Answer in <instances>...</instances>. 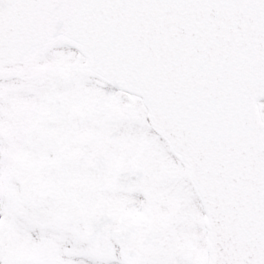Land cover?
Instances as JSON below:
<instances>
[{"label": "water", "instance_id": "1", "mask_svg": "<svg viewBox=\"0 0 264 264\" xmlns=\"http://www.w3.org/2000/svg\"><path fill=\"white\" fill-rule=\"evenodd\" d=\"M121 23L88 8L10 15L0 24V74L56 42L82 50L87 72L145 98L154 128L184 163L207 212L209 264H264V126L256 108L264 88L237 104L241 90L194 76L205 55L218 57L194 47L192 29L174 14L127 13Z\"/></svg>", "mask_w": 264, "mask_h": 264}, {"label": "rangeland", "instance_id": "2", "mask_svg": "<svg viewBox=\"0 0 264 264\" xmlns=\"http://www.w3.org/2000/svg\"><path fill=\"white\" fill-rule=\"evenodd\" d=\"M70 57L68 56V59ZM71 58L73 59L74 56L72 55ZM97 81L90 78L86 79L83 82L84 85L80 88L82 101L87 103L88 106L86 119H83L84 127H90L95 135V139L88 145L87 151L89 153L86 155V160L91 159V151L98 152L94 155L100 157L101 165L103 160L108 162L111 157V167H116V171L119 173H107L105 181L94 179L93 182L103 184L100 187L104 188V193L107 190L119 187L121 191L117 193L120 194L119 198L121 200L128 198V196H123V194H127L123 190L134 189L132 193L135 194L130 196V208L125 206L126 201L121 203V206L126 207L130 213L135 212L138 203L145 205L147 214H149L150 209V214H156L157 217L168 213L172 210L173 204L167 203L162 196L156 193L160 192L161 188L155 186L154 189L153 180L156 181L158 177L161 178L160 176L166 173L170 177L166 176L169 178H164L163 176V182L166 180L165 183L169 186L174 180V188L175 186L178 188L179 183H182L183 188L181 189L184 191V189H188L187 185L190 186L184 169L177 168L176 164H172L174 160L170 155L165 156L162 146L165 147L166 145L152 129L144 104L136 97H128L122 93L114 95L111 93L114 90L113 88L105 84L101 85ZM12 83L14 84V82H10V84ZM25 85L27 86L28 83H25ZM17 91L19 92L17 95L24 102L33 97L38 100L41 98V94L37 90L34 94L28 93L26 89H17ZM55 96L57 100L52 105H56L60 110L62 103L59 97ZM97 99L98 102L102 100L98 104L102 109L101 111L93 106L96 104ZM116 107H120L131 119L128 122L121 120L117 114H114ZM102 116H105V118H102ZM74 120L80 121L77 117ZM76 133L77 129H73L66 139L63 135V141L69 145L76 137ZM140 140L145 142L141 143ZM15 144L19 145L17 139L13 141L12 147H8L11 149L10 155L12 158L20 155V152L14 146ZM120 145H123L122 149H129V145L133 148L136 145H141L142 149L147 148V152L150 151V158L146 161L150 162L151 166L146 169V172L152 173L150 174L152 180L149 181L152 184L145 183L142 180L145 177L144 173H141L137 167L130 169L129 164H118L114 151ZM141 160L142 157H140ZM12 165L18 173H25L24 176L30 179L23 180L24 185L19 187L17 195H15V189H10L12 186L9 185V181H7L9 183L7 184L3 178V182L0 183L4 188H8L5 193L15 195L7 200V195H5L0 200V264H124L117 256L109 258L117 253L123 247V244L112 234L103 233L101 235L93 229L94 224H101L104 230L109 231H112L113 226L117 229L122 228V224L118 220L121 214L110 212L108 207L95 212L81 209L84 221L79 212L70 211L69 207L66 211L61 208L64 204L63 199L67 195L61 182V167H55L57 165L53 163H44L43 166L26 162L20 165ZM67 168L76 172L79 170L77 182L82 178L91 179L90 177H84L87 172L93 171L91 177L102 178L105 173L103 170L106 171L103 168L91 170L87 165L80 168L70 165ZM0 173L3 176L5 170L0 168ZM100 173L102 176L98 175ZM163 182H161L160 187L163 186ZM26 183H30V185ZM45 183L47 184L46 187L43 186ZM90 189H93L92 186H90ZM144 189L151 193V195H148L149 200L147 196L143 197L141 194ZM78 194L74 190L69 192L70 205L83 202V198L79 199ZM192 203L193 200L189 199V207ZM13 206H16L17 210H14ZM67 214H70L71 217L68 220L66 219ZM157 221H151L150 224L154 226ZM172 222H168L165 232V238L168 240L167 245H165L167 248L161 246L160 252L162 255L156 259L147 260L145 264H207V250L204 247L205 229L200 212L189 216L184 214L182 218L178 216ZM70 241L72 244H70ZM91 241H94V244ZM68 247L74 251L72 256L66 253ZM85 251L88 252L87 257H83ZM154 256L155 253L152 254V258Z\"/></svg>", "mask_w": 264, "mask_h": 264}, {"label": "snow or ice", "instance_id": "3", "mask_svg": "<svg viewBox=\"0 0 264 264\" xmlns=\"http://www.w3.org/2000/svg\"><path fill=\"white\" fill-rule=\"evenodd\" d=\"M53 6L88 8L104 18L120 16L121 28L127 13L154 18L174 14L192 29L194 47L218 57L205 55L194 76L241 90L237 104H250L264 88V0H0V24L10 15ZM257 251L261 253L259 246Z\"/></svg>", "mask_w": 264, "mask_h": 264}, {"label": "flooded vegetation", "instance_id": "4", "mask_svg": "<svg viewBox=\"0 0 264 264\" xmlns=\"http://www.w3.org/2000/svg\"><path fill=\"white\" fill-rule=\"evenodd\" d=\"M43 63L45 68L39 69L40 74L34 77L38 80L36 88L42 90L39 92L41 94L39 100L33 97V100L27 101L24 105L21 98H14L16 94L8 92L6 84H0V132L4 130L15 132L23 151L27 153L28 161L43 163L54 159L53 161L64 160L67 163L79 162L81 160H66L67 154L72 149L70 144L63 141V134L57 140V144L48 138V129L54 126L65 133V139L72 132V114L67 115L65 111L68 106L67 100L72 96V82L78 74L77 67L73 63L59 59L44 60ZM21 87L22 85H12L9 89L17 90ZM55 95L62 103L60 110L52 105V98ZM77 99L80 100V93L77 94ZM77 112L80 113L79 110ZM82 125L81 120L75 126L82 129ZM8 137L11 135L9 134ZM79 206L73 205V207ZM141 215L145 216V214ZM121 224L122 228L117 229L114 226L111 232L123 244V247L113 254L114 257L150 259L152 252L148 247L146 222L123 220ZM142 225L145 226L143 230ZM148 231L151 232L150 227ZM98 233L102 235L104 232L100 230Z\"/></svg>", "mask_w": 264, "mask_h": 264}, {"label": "bare ground", "instance_id": "5", "mask_svg": "<svg viewBox=\"0 0 264 264\" xmlns=\"http://www.w3.org/2000/svg\"><path fill=\"white\" fill-rule=\"evenodd\" d=\"M0 54H1V52H0ZM1 58H3V57H5V56H0ZM62 59H64V56H62Z\"/></svg>", "mask_w": 264, "mask_h": 264}]
</instances>
